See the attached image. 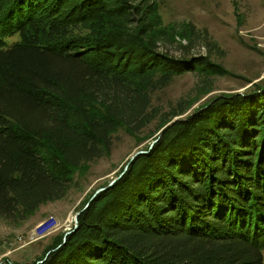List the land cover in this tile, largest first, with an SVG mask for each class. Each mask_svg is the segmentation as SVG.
<instances>
[{
  "label": "trees",
  "instance_id": "1",
  "mask_svg": "<svg viewBox=\"0 0 264 264\" xmlns=\"http://www.w3.org/2000/svg\"><path fill=\"white\" fill-rule=\"evenodd\" d=\"M160 3L0 0V219L19 224L63 200L71 174L110 156L119 129L137 138L185 114L152 106L174 78L209 74V92L232 76L168 51L192 45L155 27ZM100 48L123 51L108 57L124 67L92 57ZM90 104L103 113L91 118ZM145 152L33 264L51 251L42 264H264V85L211 98Z\"/></svg>",
  "mask_w": 264,
  "mask_h": 264
},
{
  "label": "rangeland",
  "instance_id": "2",
  "mask_svg": "<svg viewBox=\"0 0 264 264\" xmlns=\"http://www.w3.org/2000/svg\"><path fill=\"white\" fill-rule=\"evenodd\" d=\"M156 14L155 27L159 31L169 32L176 44L192 45L188 53L178 46L167 47L172 55L178 59L207 57L232 76L218 78L212 89L205 92L206 85L201 84L206 77L213 76L199 73L198 70L186 72L174 78L165 89L155 92L152 106L162 115L166 116L181 104H184L183 107L189 106L188 110L173 118L158 133L156 129L160 119L137 138L119 129L113 136L114 146L110 156L71 174L74 182L63 200L44 205L19 224L0 219V263L8 264V260L11 264H33L56 237L73 230V220L87 198L94 196L100 188H107L120 176L133 155L145 151L177 120H183L211 98L225 94H245L256 86L264 85V0H161ZM122 53L111 48H100L91 56L103 59L106 66L119 70L124 67L125 60H110L108 55ZM101 112L103 109L98 104L88 107L91 118L100 116ZM72 119L78 125H84L81 112H72ZM62 169L61 166L57 170ZM51 218L57 222L51 234L23 249H19V245L14 246L20 243L19 238L23 243L30 240L37 228Z\"/></svg>",
  "mask_w": 264,
  "mask_h": 264
},
{
  "label": "water",
  "instance_id": "3",
  "mask_svg": "<svg viewBox=\"0 0 264 264\" xmlns=\"http://www.w3.org/2000/svg\"><path fill=\"white\" fill-rule=\"evenodd\" d=\"M160 135H159V138L158 139H160ZM158 139L156 140V141H153L152 142V144H151V146H150V149H152V147L155 145V143H157L158 142ZM143 154H146V152L145 151H139V152H137L135 155H133L132 156V158L129 160V162L127 163V165L125 166V168H124V170H123V172L120 174V176H118V178H116L115 180H113L110 184H109V186L107 187V188H100L99 190H97L96 191V193L94 194V196L91 198V200H90V202L94 199V198H96L100 193H102V192H104L105 190H107L108 188H110V187H112L127 171H128V168L130 167V165L135 161V159L137 158V157H139L140 155H143ZM88 207V205L82 210V211H80V212H78L77 214H76V216H75V218H74V220H73V223H74V228H73V230H71V231H67V232H65V236H64V243H65V241H66V238L70 235V234H72V233H74L77 229H78V224H79V217H80V215H81V213L84 211V210H86V208ZM61 246H59L58 248H60ZM53 251H51V252H48L47 254H46V256H45V258L42 260V261H38L37 262V264H42L44 261H46V259L48 258V256L52 253ZM8 263H10V261H7ZM11 264V263H10Z\"/></svg>",
  "mask_w": 264,
  "mask_h": 264
},
{
  "label": "built area",
  "instance_id": "4",
  "mask_svg": "<svg viewBox=\"0 0 264 264\" xmlns=\"http://www.w3.org/2000/svg\"><path fill=\"white\" fill-rule=\"evenodd\" d=\"M56 223L57 222H55V220L52 218V220L49 223H47L46 227L37 228V232L33 233L32 234L33 236L30 237V240L25 241L26 243H23V241H19L20 243L14 244V246L19 245V249H23L29 245L36 243L38 241L39 237L42 236V233L45 232V230H47V228H51V226H55ZM37 234L39 235L38 237H37ZM9 246L13 247V245H11V244ZM2 263H0V264H2Z\"/></svg>",
  "mask_w": 264,
  "mask_h": 264
},
{
  "label": "bare ground",
  "instance_id": "5",
  "mask_svg": "<svg viewBox=\"0 0 264 264\" xmlns=\"http://www.w3.org/2000/svg\"><path fill=\"white\" fill-rule=\"evenodd\" d=\"M51 220H52V218H51ZM51 220H49L48 222L42 223L38 228L46 227L47 223H49ZM55 229L56 228L54 226H51V228H47V230H45V232L42 233V236H40L38 240H41L42 238L51 234ZM19 241H22V240L19 238ZM8 264H10V263H8Z\"/></svg>",
  "mask_w": 264,
  "mask_h": 264
}]
</instances>
